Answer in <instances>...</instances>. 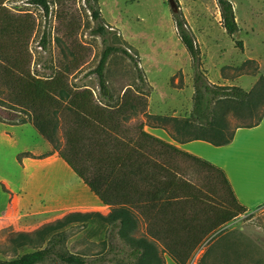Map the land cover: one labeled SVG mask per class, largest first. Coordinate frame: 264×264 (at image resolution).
Wrapping results in <instances>:
<instances>
[{"label": "trees", "instance_id": "trees-1", "mask_svg": "<svg viewBox=\"0 0 264 264\" xmlns=\"http://www.w3.org/2000/svg\"><path fill=\"white\" fill-rule=\"evenodd\" d=\"M7 1L0 0V80L9 90L13 108L27 117L13 125L32 124L111 213L108 249L102 255L85 257L69 251L67 234L53 232L56 223H51L13 235L0 250L33 251L0 264H167V257L176 264H190L206 241L249 212L238 201L222 169L145 131L146 126L162 128L180 144L201 140L223 147L233 142L237 130L257 127L264 119V76L251 91L211 84L201 70V49L179 0H171L172 12L177 34L195 70L193 120L148 114L143 100L127 92L122 103L110 109L99 105L91 90L73 89L66 73L50 79L33 75L25 45L31 38V22L13 15L5 6ZM85 1L97 24L95 34L107 42L109 29L98 0ZM32 3L49 12L48 0ZM217 3L221 24L233 37L240 31L233 3ZM236 47L245 50L242 41H237ZM120 52L138 67V60L124 48L106 46L95 74L101 94L109 100L114 98L106 68L110 57ZM138 70L144 80L141 68ZM258 74L256 70L241 76ZM144 114L148 119L138 126L136 135L130 137L122 130L124 123ZM234 119L239 122L234 124ZM0 122L5 121L0 118ZM24 157L32 155L24 153L20 159ZM193 169L198 178H204V186L219 187L221 205L209 203L211 198L193 181ZM210 255L211 250L199 264H208ZM234 260L238 257L229 262Z\"/></svg>", "mask_w": 264, "mask_h": 264}, {"label": "rangeland", "instance_id": "rangeland-1", "mask_svg": "<svg viewBox=\"0 0 264 264\" xmlns=\"http://www.w3.org/2000/svg\"><path fill=\"white\" fill-rule=\"evenodd\" d=\"M230 1L240 28L233 37L221 24L217 0H179V4L201 49V70L209 82L251 91L259 78L264 76V0ZM48 3V13L33 4L32 0H8L5 5L13 15L31 22V38L25 45L33 75L50 79L56 74L66 73L73 89L91 90L97 103L110 109L119 106L127 92L143 100L148 114L193 120L195 70L191 56L177 34L169 0H98L102 19L109 29L107 42L95 34L97 24L85 0H48ZM237 41L244 43V52L236 47ZM108 45L122 47L138 60L137 67L124 53H115L110 57L106 79L113 100L101 94L95 74ZM248 60L255 62L246 63ZM138 68H141L144 80L140 79ZM256 70L258 76H241ZM0 92H3L0 95L2 121L13 125L22 118L27 119L11 105L13 101L9 99V90L1 80ZM147 119L146 114L140 115L124 123L122 130L133 137L138 126ZM234 120V124L239 122ZM167 127L172 128L171 125ZM11 155L9 150L0 155V188L8 193L7 186L15 189L14 185L22 179ZM57 169L61 168L58 166ZM197 176L193 169V181L211 198L209 203L221 205L223 196L219 187L204 186V178ZM75 180L71 178L70 183L73 185ZM33 185V182L28 183L30 188ZM5 199L0 190V203ZM51 223H56L53 232L67 234V249L76 253L75 245L80 242L77 234L83 231V226L78 230L64 231L63 220ZM8 231L0 232V246L9 243L6 242L11 235ZM108 232L109 228L104 235L106 243ZM209 250L208 264H264V205L239 217L206 241L190 264H199ZM32 251L25 248L14 253L1 249L0 261H9ZM237 257L238 261L229 262ZM169 259L167 257V261Z\"/></svg>", "mask_w": 264, "mask_h": 264}, {"label": "crops", "instance_id": "crops-1", "mask_svg": "<svg viewBox=\"0 0 264 264\" xmlns=\"http://www.w3.org/2000/svg\"><path fill=\"white\" fill-rule=\"evenodd\" d=\"M145 131L222 169L238 201L249 212L264 205V119L257 127L237 130L233 142L223 147L201 140L180 144L162 128L146 126ZM5 150L11 152L22 177L15 189L6 185L9 193L0 188L6 197L0 203V232L6 229L11 233L6 242L15 233L32 232L44 224L63 220L64 231L83 226V231L77 234L80 237L75 245L77 254L85 257L104 254L111 208L76 176L33 125L0 122V155ZM24 153L32 157L20 159ZM71 178H76L73 185ZM30 182L33 188L28 186ZM173 262L169 259L167 264Z\"/></svg>", "mask_w": 264, "mask_h": 264}, {"label": "water", "instance_id": "water-1", "mask_svg": "<svg viewBox=\"0 0 264 264\" xmlns=\"http://www.w3.org/2000/svg\"><path fill=\"white\" fill-rule=\"evenodd\" d=\"M169 2H170V4H171V6H173V5H172V4H173V3H172V1H171V0H169Z\"/></svg>", "mask_w": 264, "mask_h": 264}]
</instances>
